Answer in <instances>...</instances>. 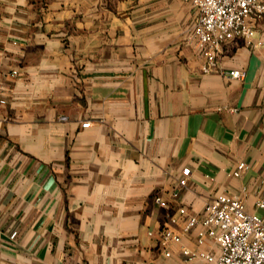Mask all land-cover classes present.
I'll return each mask as SVG.
<instances>
[{
    "label": "crops",
    "instance_id": "obj_1",
    "mask_svg": "<svg viewBox=\"0 0 264 264\" xmlns=\"http://www.w3.org/2000/svg\"><path fill=\"white\" fill-rule=\"evenodd\" d=\"M127 4L0 0V264H211L159 232L220 194L264 215V20L205 74L185 0Z\"/></svg>",
    "mask_w": 264,
    "mask_h": 264
},
{
    "label": "built area",
    "instance_id": "obj_2",
    "mask_svg": "<svg viewBox=\"0 0 264 264\" xmlns=\"http://www.w3.org/2000/svg\"><path fill=\"white\" fill-rule=\"evenodd\" d=\"M198 13L196 24L192 27L188 41L203 54L206 62L205 74L218 68L217 56L224 45L240 39L251 44L255 36L253 22L264 20V0H185ZM262 45V43H258ZM243 72L231 73L233 79H241ZM90 123L83 124L84 128ZM248 168L240 163L234 172L239 177ZM190 169L181 172L179 185L186 188L189 183ZM177 196V193L174 195ZM156 202L162 207L166 203L160 198ZM258 209L264 212V195L257 202ZM181 215L187 210L181 208ZM175 222V219H172ZM197 230L198 249H183L188 260L200 259L211 264H264V215L246 211L243 201L229 194H220L203 212L190 216L181 232L164 228L159 232L162 245L181 244L184 235ZM211 241L214 249L202 251L199 247ZM170 256L169 253L166 254Z\"/></svg>",
    "mask_w": 264,
    "mask_h": 264
},
{
    "label": "rangeland",
    "instance_id": "obj_3",
    "mask_svg": "<svg viewBox=\"0 0 264 264\" xmlns=\"http://www.w3.org/2000/svg\"><path fill=\"white\" fill-rule=\"evenodd\" d=\"M137 1L138 0H102L104 7L111 12H117V9L122 4L128 3L127 5L133 6Z\"/></svg>",
    "mask_w": 264,
    "mask_h": 264
}]
</instances>
